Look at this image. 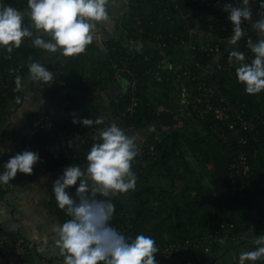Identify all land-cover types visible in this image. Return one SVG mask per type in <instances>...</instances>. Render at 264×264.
<instances>
[{
	"label": "trees",
	"instance_id": "obj_1",
	"mask_svg": "<svg viewBox=\"0 0 264 264\" xmlns=\"http://www.w3.org/2000/svg\"><path fill=\"white\" fill-rule=\"evenodd\" d=\"M3 1L6 6H12L25 13L28 11L27 0ZM189 1L177 0L182 13L187 16L186 20L174 15L177 12L170 6L169 0H132L130 2L128 22L125 24L129 37L139 38L140 33L137 31L142 30L145 33L143 34L144 39L156 43L153 35L157 34L155 32H159L169 41V47L162 52L161 50H151L143 55L135 54V59L131 65L129 64L130 72L118 73L115 64L120 66L123 64L120 60L125 58L126 51L120 45L111 42L108 46V53L104 57L91 59V68L86 70L88 75L84 71L79 72L70 67L64 70H50L53 72L55 82L53 84L42 82V84L54 103L65 111H72L75 108L71 98L73 91L92 93L96 89H105L118 79H124L130 84V87L122 92L117 102H112L108 108H95L81 117L88 119L102 117L104 120H108L125 110L133 94L131 85L135 83V93L139 100L137 113L126 119L122 126L127 128L132 125L135 130H142L156 124L157 129L146 144L141 146L140 149L146 151L143 156L135 158L136 162L132 168L137 176L135 189L111 197L118 216L110 221V224L116 229L122 228L126 237L134 238L137 234L153 233L151 237L156 240L157 247L162 246L163 248L170 243L177 242L181 249L188 248L186 250L187 258L189 257L194 262L199 259L200 261L194 264H202L219 245L213 246L209 254L204 250L190 249V246L210 231L221 232L222 224L233 223L236 226L235 234H238L240 226L248 212L254 207L256 199L264 201L262 187L264 182V141L261 139L263 131L257 142L251 139L252 135L247 134L249 142L246 145L235 142L229 131L225 133L226 140L222 139L218 133L211 129L212 126L221 125L212 115L201 119L195 113L189 115L188 109L181 111V106L178 103L179 87L185 84L193 89L198 82H207L210 79L217 83L222 95L229 97L239 107H242L248 116L264 112V91L256 95H249L245 92L244 86L237 80L235 68L230 70L225 68L230 55L223 56L215 72L207 73L206 67L214 59L215 54L198 50L194 62H191L187 50L183 47L182 51H176L179 42H174L173 37L170 36L187 38L190 31L197 26H201L203 31L220 39H228L233 35L231 22L224 16H220L222 12H226L224 11L225 5L231 3V0H207L208 5L207 1L203 3L202 0H197L198 3L195 1L192 4H189ZM238 1L242 2V0ZM199 2L201 11L213 17L211 21L201 16H193ZM261 2L264 0H259V4ZM148 7H152L149 13L146 12ZM164 9L168 10L167 14L164 13ZM260 12L264 16V9L259 7ZM171 13L172 18L167 19V15ZM136 18L141 21V24L137 25ZM24 25L30 26L27 16H25ZM211 25L213 26L212 31L209 28ZM247 27L257 42L258 38L249 29L251 28L249 23H247ZM33 31L35 35V30L33 29ZM210 44L211 46L217 45V43ZM243 44L244 40L241 39L240 50L243 49ZM220 48L222 49L221 45ZM92 51L93 48L88 46L86 52L89 55L81 54L73 57L72 63L79 62V67H82L80 63H83L87 56L92 54ZM42 52V49L33 46L31 38H25L21 47L14 49L10 54V59H6L9 55L6 50L0 48V110L4 109L11 100L23 96L20 84L17 85L15 78L19 75L23 79L28 72L30 63L28 58L31 57L32 61L38 62ZM162 54L170 58L174 64L175 67L172 70L157 68L158 60ZM58 72L62 73L59 79ZM185 72H188L190 76H184ZM63 76L66 81L65 86L60 84V79ZM163 106L172 111V108H179L180 115L198 129L193 131L192 136H189L184 133L187 128L185 125L180 124L177 128L163 127L159 122V112L164 109ZM38 114L49 116L58 127L74 128L73 121L59 120L45 111H40ZM27 127L28 124L26 129ZM94 142L92 138L71 158H63L61 164L44 162L38 167H34L33 172L53 171L71 164L81 166L87 163L86 155ZM28 144L24 137V149ZM150 146L153 147L152 150H150ZM238 151L246 152L249 156L253 172V176L249 179L241 176L234 177V172L231 170ZM188 154L210 170L211 184L209 186L206 185L201 172H197L195 167L190 166V163L185 164ZM184 164L185 167H183ZM179 178L183 186L179 185L177 181ZM233 179H236L237 183L243 180L255 183L254 191L243 195L226 194L224 190ZM70 190L75 198V186ZM55 207L60 224H63L69 217L58 207L57 203ZM244 210L246 212L241 214V211ZM257 225L258 233L262 235L260 232H264V206L259 212ZM163 227L162 233L164 234L158 231ZM168 231L173 235L168 236L170 234ZM164 258L165 255L159 250L156 256L158 264H161Z\"/></svg>",
	"mask_w": 264,
	"mask_h": 264
},
{
	"label": "clouds",
	"instance_id": "obj_2",
	"mask_svg": "<svg viewBox=\"0 0 264 264\" xmlns=\"http://www.w3.org/2000/svg\"><path fill=\"white\" fill-rule=\"evenodd\" d=\"M256 0H242L238 6L229 3L224 11L233 25L230 44L235 45L245 35L242 25L251 24L260 35L255 43H249L254 58L246 61L245 54L232 51L230 57L238 62L235 75L249 95L264 91V16L252 22L253 5ZM110 0H27L25 13L12 6L0 7V48L11 58L14 49H19L25 38H31L38 49L49 53L59 52L63 57H76L93 43L98 23H108ZM264 9V2L259 4ZM25 16L30 26L24 25ZM35 30V35L34 31ZM47 37V38H45ZM28 72L33 81L52 82L54 75L39 62L28 58ZM19 85L22 77L16 76ZM84 127L93 128L105 123L96 119H73ZM95 141L86 155L87 166L72 164L63 175L53 182L52 192L58 207L69 219L56 225V246L64 258V264H158L159 251L156 240L145 234L126 237L110 221L115 212L111 197L134 190L137 176L132 170L139 150L134 136L125 132L116 122L93 135ZM70 142L69 146L72 147ZM40 162L37 152L24 150L9 158L3 165L0 183L5 185L18 172L32 175L34 165ZM75 186V198L69 189ZM103 197V198H100ZM257 246L252 251H242L238 264L264 259V235L254 238Z\"/></svg>",
	"mask_w": 264,
	"mask_h": 264
},
{
	"label": "crops",
	"instance_id": "obj_3",
	"mask_svg": "<svg viewBox=\"0 0 264 264\" xmlns=\"http://www.w3.org/2000/svg\"><path fill=\"white\" fill-rule=\"evenodd\" d=\"M131 1L110 0V21L97 24L93 43L89 45L93 48L92 54L87 56L83 63H80L82 67H79V62L72 63L73 57H63L59 52L49 53L45 50H43L38 62L49 71L64 70L70 67L79 72L84 71L88 75L86 70L91 68V59L104 57L108 53V46L111 42L120 45L126 53L134 52L143 55L151 50L159 51L157 44L144 39L143 35L135 39L129 37L125 24L128 22L127 15ZM2 6L6 5L3 0H0V7ZM151 10L152 7H148L146 12L149 13ZM135 20L138 25L140 20L138 18ZM249 25L251 27V24ZM249 29L253 31L258 40L261 38L252 27ZM193 33L200 44L217 43L222 46L221 53L216 55L206 67L207 73L216 71V67L223 56L230 55L234 50L240 51L241 39L233 45L229 42L231 38L220 39L203 31L200 27L195 28ZM180 50H183L182 47L177 45L176 51ZM83 54L89 55L86 51ZM168 59L171 62L170 58ZM129 85L124 79H118L105 89H96L92 93L73 91L71 98L75 108L72 111H65L50 99L42 82L33 81L29 72H27L20 83L23 96L11 100L4 109L0 110V174L3 173V165L10 157L23 152L24 132L33 114L45 111L59 120L73 121V119L80 118L95 108H108L112 102L118 101L122 92L125 89L128 90ZM163 108L172 112L167 107L163 106ZM156 129L157 125L154 124L146 129L135 130L129 135L135 137L139 149L140 146L146 144ZM86 166L87 163L80 167L85 168ZM66 167H60L53 171L33 172L32 175L18 172L16 177L9 181V184L0 183V220L3 224V233H17L28 243H31L33 247V264H64V258L55 243L54 228L60 224V219L55 207L56 200L52 188L53 182L63 175ZM262 187L264 189V182ZM69 192L71 194L70 189ZM263 206L264 201L256 199L254 207L248 212L247 217L240 226L236 241L223 240L202 264H238V257L242 251L255 250L257 246L253 243V240L255 237L260 236L257 223L259 212ZM163 230L164 227L158 231L162 233ZM168 233H170L168 236L173 235L172 232L168 231ZM260 233L264 235V232ZM148 235L152 236L153 233ZM174 243L178 244L177 242L170 244ZM178 247H180L179 244ZM163 248L162 246L158 247L159 250ZM186 250L188 248L175 250L173 259L166 255L161 264H186V259H190L187 258ZM195 262L193 261V264ZM246 264H264V259L256 262H246Z\"/></svg>",
	"mask_w": 264,
	"mask_h": 264
},
{
	"label": "built area",
	"instance_id": "obj_4",
	"mask_svg": "<svg viewBox=\"0 0 264 264\" xmlns=\"http://www.w3.org/2000/svg\"><path fill=\"white\" fill-rule=\"evenodd\" d=\"M195 1L198 3L197 0H190L189 4H192ZM206 1L207 0H202L203 3ZM169 2L171 4L170 6H172L177 12L174 15H178L182 20H186L187 16L182 13L177 0H169ZM231 4H233V6H238L239 1L231 0ZM200 6L199 2V6L194 10L193 16H201L202 18L211 21L213 17L202 12ZM167 12L168 10L164 9V13L167 14ZM172 16V13L168 14L167 19H171ZM220 16L227 18L228 13L222 12ZM140 22L141 21H139V24ZM197 27L201 28V26ZM242 27L245 29V35L241 38L244 40V44L242 47L243 49H241L240 52H243L245 54L246 61L250 62L254 58V54L251 53L249 43H255V40L254 36L250 34L246 22L242 25ZM209 28L211 31L213 30L212 25L209 26ZM137 32L140 33V36L141 34H144L142 30H138ZM170 37H173L174 42H179V46L187 50L189 60L191 62H194L196 58V51L198 50L215 55H219L221 53V48L218 44L214 46H211L210 43L200 44V42L196 40L193 30L190 31L187 38H180L172 35ZM153 39L156 41V43H154L157 44L159 50L163 51L169 47V41H167L162 33L154 34ZM134 59L135 53L127 52L125 58L120 60L123 64L121 66L119 64H115V68L118 73L130 72L129 64L131 65ZM237 66L238 62L231 57L228 58L225 64V68L227 70L236 68ZM174 67V64L169 62L168 57L162 54L161 58L158 60L157 68L161 70H172ZM61 75L62 73L58 72V79ZM184 76L188 77L190 75L188 72H185ZM158 80H160V78H158ZM54 82L55 79L51 83L53 84ZM60 84L62 86L66 85L64 76L61 77ZM135 88V83H132V98L122 113L115 115L113 118L108 120L105 119L106 121L104 120L105 123L103 125L94 126L93 128L84 127L81 123H75L73 129H65L56 126L49 116H41V114L38 113L34 114L28 121V127L24 132V136L29 143L24 150L37 152L40 156V162L34 165V167H38L44 162H58L61 164L63 162V158H71L72 155L81 150L83 146L93 138L94 134H97L99 130L109 126L112 122H116L128 134L135 131L132 125H129L127 128L122 126L126 119L137 113L139 100L136 96ZM178 103L181 106V111L188 109L189 115L195 113L201 119L205 116L212 115L221 125L212 126L211 129L215 133H218V135L224 140L227 138L225 137V133L229 131L230 136L232 135V139L235 142L240 145H246L249 142L247 134L252 135L251 139L257 142L260 140L261 132L263 131L261 139L264 141V112L248 116L242 107H239L229 97L222 95L217 83L210 79L207 80V82H198L193 89H190L187 85L182 84L179 87ZM81 119L82 118L80 117L76 120L79 121ZM70 142H73L72 147L69 146ZM152 149L153 147L150 146V150ZM138 150L139 157H142L144 152H146L140 148ZM236 153V159L231 166V170L234 172V177L241 176L247 179L251 178L253 176V172L249 163V156L243 151H238ZM135 162L136 159H134L133 164ZM255 186V183H251L248 180L247 182L243 180L240 183H237L236 179H233L230 185L225 188L224 192L226 194L236 193L243 195L253 192ZM117 216L118 214L114 212L111 221H113ZM2 229L3 224L0 220V264H33V247L31 243H28L17 233L5 234ZM220 229L221 232L215 233L210 231L209 233L201 236L195 243H193L192 246H190V249L194 248V250H204L205 253L209 254L213 246L219 245L223 240L230 242L236 241V226L233 223L222 224ZM117 230L122 234L125 233L122 228H117ZM186 243L188 244V242ZM179 248L178 244H169L165 248L161 249L160 252L173 259L174 251ZM186 264H193V261L189 259Z\"/></svg>",
	"mask_w": 264,
	"mask_h": 264
},
{
	"label": "rangeland",
	"instance_id": "obj_5",
	"mask_svg": "<svg viewBox=\"0 0 264 264\" xmlns=\"http://www.w3.org/2000/svg\"><path fill=\"white\" fill-rule=\"evenodd\" d=\"M172 109H173L172 113H174L177 116V118L179 119L180 123L182 125L187 126V128L184 131V133L185 134H188L189 136H192L193 131L197 130L198 127L193 126V124H191V122H188V120L185 117H183L182 115H180L179 108L178 109L177 108L176 109L175 108H172ZM189 163H190V166L191 167H195V169L197 170V172H201L204 175V178H205L204 180L206 182V185L209 186L211 184V181H210V179H211L210 178L211 172H210V170L206 169L203 165L200 164V162L198 160L192 158V155H189L188 154L187 155V158L185 160V164H189ZM185 164L183 165V167H185ZM177 181L179 182V185L180 184L182 185V183L180 181V178L177 179ZM246 210L241 211V214H244L246 212Z\"/></svg>",
	"mask_w": 264,
	"mask_h": 264
},
{
	"label": "water",
	"instance_id": "obj_6",
	"mask_svg": "<svg viewBox=\"0 0 264 264\" xmlns=\"http://www.w3.org/2000/svg\"><path fill=\"white\" fill-rule=\"evenodd\" d=\"M250 3H252V0H250ZM258 13L259 0H256V3L253 5L252 22H255L257 19H259ZM159 122L165 128H177L181 124L177 116L167 109L161 110L159 112Z\"/></svg>",
	"mask_w": 264,
	"mask_h": 264
}]
</instances>
